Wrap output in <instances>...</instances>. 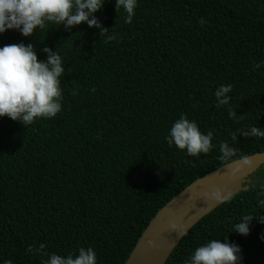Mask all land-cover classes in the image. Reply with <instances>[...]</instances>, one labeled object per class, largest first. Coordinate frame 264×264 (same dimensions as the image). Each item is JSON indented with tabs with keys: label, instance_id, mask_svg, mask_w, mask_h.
<instances>
[{
	"label": "trees",
	"instance_id": "16d2710c",
	"mask_svg": "<svg viewBox=\"0 0 264 264\" xmlns=\"http://www.w3.org/2000/svg\"><path fill=\"white\" fill-rule=\"evenodd\" d=\"M132 23L105 0L94 15L115 39L81 23L66 31L49 24L25 37L0 34V47H48L62 57V111L26 128L0 117V264H40L29 245L76 254L92 247L97 264H124L156 212L191 182L243 156L264 152V138L229 135L264 129V0H137ZM207 21L201 26L200 18ZM260 63L261 67L253 69ZM232 85L230 104L216 107L215 90ZM95 88V92L91 89ZM78 95H72V92ZM186 115L213 132L209 154L191 157L165 137ZM237 150L227 162L219 145ZM234 195L199 220L167 257L184 264L212 239L241 249L240 264H264V224L247 236L232 232L245 214L264 216V164Z\"/></svg>",
	"mask_w": 264,
	"mask_h": 264
},
{
	"label": "clouds",
	"instance_id": "9594fccd",
	"mask_svg": "<svg viewBox=\"0 0 264 264\" xmlns=\"http://www.w3.org/2000/svg\"><path fill=\"white\" fill-rule=\"evenodd\" d=\"M105 0H0V34L8 30H18L23 36L34 35L36 30L43 31L49 24L63 25L68 31L81 23L100 30L101 38L106 41L115 39L109 34V29L104 27L94 15L104 7ZM137 0H116V12L121 8L126 12L125 23L131 24L137 8ZM201 26L207 23L202 17ZM47 53V59L38 60L34 45L29 43L9 44L0 47V117H8L20 122L25 128L35 123L37 119H53L62 111L63 89L60 78L65 72L62 57L52 49H42ZM261 67L260 63L253 65V69ZM95 92V88L91 89ZM232 85H220L215 90L216 107L227 106L228 115L233 120H242L244 115H237L230 104ZM72 95H78L73 91ZM233 142L237 136L245 138H264V129L251 126L247 130L237 129L229 133ZM168 145H175L179 150H186L191 157L209 154L213 144V132H201L195 120H189L186 115H181L171 126L169 134L165 137ZM222 162L229 161L236 156L237 150L227 141L219 145ZM242 165L232 170L236 177L244 165L251 167L247 156L241 157ZM264 196V191L258 193ZM207 201L228 203L233 198L231 192L215 188L203 194ZM258 204L264 207V199H259ZM264 224V216L245 214L240 222L235 223L232 232L247 236L250 234V224L253 220ZM173 230L177 229L175 223L171 224ZM179 236L187 235L183 229L177 231ZM264 239V236H261ZM151 245L152 242L149 241ZM46 245L41 243L29 245L27 253L42 257L40 264H97L96 253L92 247H79L78 252L62 256L49 253ZM241 249L235 243L227 240L212 239L197 247L194 253L185 260L184 264H240ZM4 264H13L12 260H5Z\"/></svg>",
	"mask_w": 264,
	"mask_h": 264
},
{
	"label": "water",
	"instance_id": "95a60500",
	"mask_svg": "<svg viewBox=\"0 0 264 264\" xmlns=\"http://www.w3.org/2000/svg\"><path fill=\"white\" fill-rule=\"evenodd\" d=\"M251 167L244 165L236 177L232 170L242 165L237 159L197 178L161 207L141 233L124 264H165L167 257L185 236L177 231L188 232L199 220L222 203L207 201L203 194L220 188L234 195L244 191L246 178L264 164V152L247 156ZM177 229L173 230L171 224ZM149 241L152 244H149Z\"/></svg>",
	"mask_w": 264,
	"mask_h": 264
}]
</instances>
